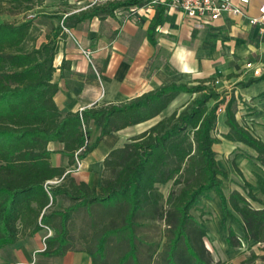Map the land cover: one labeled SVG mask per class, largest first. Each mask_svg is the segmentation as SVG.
Segmentation results:
<instances>
[{
  "label": "trees",
  "instance_id": "trees-1",
  "mask_svg": "<svg viewBox=\"0 0 264 264\" xmlns=\"http://www.w3.org/2000/svg\"><path fill=\"white\" fill-rule=\"evenodd\" d=\"M46 1L0 0V16L20 18L0 22V248L47 227L55 234L45 239L43 254L61 256L74 244L70 225L83 214L89 217L82 220V236L93 264H215L204 245L205 229L192 213L204 214L197 203L207 192L218 196L223 221L232 212L239 216L245 242L264 244V203L253 186L243 179L244 195L232 191L228 197L221 188L227 173L219 169L213 150L220 142L215 136L219 108L224 106L228 127L222 138L252 149L261 168L264 142L237 122L235 98L217 92L213 80L172 83L120 104L65 115L54 102L58 87L52 82L53 61L63 28L115 13L128 19L133 17L130 8L150 0L94 3L65 18L55 16L61 24L44 34L34 10ZM158 22L156 17L149 27L152 44ZM180 93L193 97L109 152L99 192L76 183L66 169L51 167L49 142L64 145L72 167L104 136L156 118ZM91 122L100 135L89 144ZM80 148L85 149L76 156ZM51 181L57 183L47 184ZM257 181L264 190L263 179ZM167 184L165 197L159 187ZM59 197L70 204L51 210ZM241 243L228 229L229 247ZM258 258L251 253L241 264H254Z\"/></svg>",
  "mask_w": 264,
  "mask_h": 264
},
{
  "label": "crops",
  "instance_id": "crops-1",
  "mask_svg": "<svg viewBox=\"0 0 264 264\" xmlns=\"http://www.w3.org/2000/svg\"><path fill=\"white\" fill-rule=\"evenodd\" d=\"M104 1L49 0L34 10V16L45 34L61 24L56 17L65 18ZM263 3L264 0H250L245 16L226 14L207 25L187 18L182 11L157 7L148 14L141 11L128 19L118 13L109 18L94 17L73 28H63L65 36L58 43L53 61L52 82L58 87L54 102L63 115L79 113L95 105L130 101L160 86L172 83L195 85L210 79L214 81V89L226 94V99L235 98L237 122L264 142V37L247 20L257 15V8ZM156 17L159 22L154 35L155 44H152L149 27ZM83 51L89 52V57ZM253 80L255 82H251ZM192 97L180 93L156 118L104 136L70 177L99 192L103 161L109 152L123 147L129 138L185 105ZM225 120L222 106L217 111L215 130L220 142L213 145L217 165L227 173V178L222 181V191L226 197L232 191L244 195V179L264 203V190L257 181V177L264 181V168L254 160L257 155L252 149L222 138L228 132ZM88 130L89 144H92L100 135L99 130L92 122ZM63 149L64 145L57 141L47 144L51 167L64 168L67 172L71 167ZM230 181L234 184L229 185ZM166 186L168 190L165 192L162 191L164 186L159 187L165 197L170 184ZM69 204L59 197L51 210ZM251 204L260 208L256 203ZM197 207L204 214L194 216L205 229L204 245L215 264H241L251 253L259 257L254 264H264V244L245 242L243 223L234 212L231 211L232 216L223 221L220 200L215 193H205ZM84 216L80 215L79 226L71 235L74 244L65 254L51 257L43 254L45 239L55 234L50 230L48 236L45 227L0 248V264H93L82 236V220H89ZM228 229L240 239L241 246L229 247Z\"/></svg>",
  "mask_w": 264,
  "mask_h": 264
},
{
  "label": "built area",
  "instance_id": "built-area-1",
  "mask_svg": "<svg viewBox=\"0 0 264 264\" xmlns=\"http://www.w3.org/2000/svg\"><path fill=\"white\" fill-rule=\"evenodd\" d=\"M250 3V0H150L140 8L132 7L129 9L130 15L134 16L143 11L148 14L157 7H164L166 10H179L187 17L196 21L200 25H207L221 18L223 15H240L245 16V8ZM118 13H115V15ZM248 23L255 27L260 36L264 37V3L257 8V15L247 18ZM86 57H89V52L83 51ZM249 130V128H247ZM89 143V140L86 141ZM85 148H80L76 152V156ZM79 160L76 159L75 165L72 166L66 173L77 172L80 167ZM57 181H51L47 184H56ZM47 190V189H46ZM47 229L48 236L51 234L50 229Z\"/></svg>",
  "mask_w": 264,
  "mask_h": 264
},
{
  "label": "rangeland",
  "instance_id": "rangeland-1",
  "mask_svg": "<svg viewBox=\"0 0 264 264\" xmlns=\"http://www.w3.org/2000/svg\"><path fill=\"white\" fill-rule=\"evenodd\" d=\"M19 20L20 18H12V17H3V16H0V22H3V21H13V20ZM227 182V181H226ZM228 183H230L229 185H232V184H234V182H228ZM168 190V188H167V186L165 187H162V191H167ZM108 209H110V208H108ZM193 213V215H195L196 217H198V213L199 212H192ZM78 226H79V221H76L73 225H70V227H69V229H70V233H74L76 230H77V228H78ZM154 233V232H153Z\"/></svg>",
  "mask_w": 264,
  "mask_h": 264
}]
</instances>
